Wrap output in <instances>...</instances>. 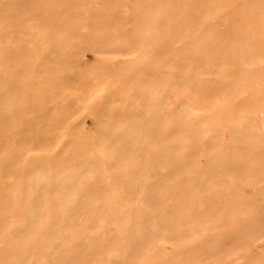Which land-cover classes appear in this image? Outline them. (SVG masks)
Wrapping results in <instances>:
<instances>
[{
  "label": "rangeland",
  "instance_id": "374dc122",
  "mask_svg": "<svg viewBox=\"0 0 264 264\" xmlns=\"http://www.w3.org/2000/svg\"><path fill=\"white\" fill-rule=\"evenodd\" d=\"M0 264H264V0H0Z\"/></svg>",
  "mask_w": 264,
  "mask_h": 264
}]
</instances>
